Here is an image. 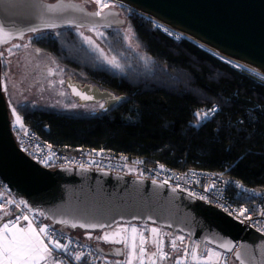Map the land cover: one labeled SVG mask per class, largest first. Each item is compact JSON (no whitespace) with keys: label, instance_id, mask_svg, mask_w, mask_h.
I'll return each instance as SVG.
<instances>
[{"label":"trees","instance_id":"16d2710c","mask_svg":"<svg viewBox=\"0 0 264 264\" xmlns=\"http://www.w3.org/2000/svg\"><path fill=\"white\" fill-rule=\"evenodd\" d=\"M128 25L136 48L121 28L102 29L101 41L119 67L98 58L78 28L35 33L33 48L125 98L108 112L84 116L21 105L16 112L25 125L61 150L102 148L146 165L221 175L264 194V78L135 14ZM151 244L156 239L150 235ZM73 263L69 256L63 264Z\"/></svg>","mask_w":264,"mask_h":264},{"label":"water","instance_id":"95a60500","mask_svg":"<svg viewBox=\"0 0 264 264\" xmlns=\"http://www.w3.org/2000/svg\"><path fill=\"white\" fill-rule=\"evenodd\" d=\"M116 1L186 35L228 62L239 63L243 70L264 75V0ZM96 12L75 0H0V41H4L0 42V180L15 198L75 240H80L73 234L78 230L92 233L119 224L150 225L167 230L171 238L186 237L190 246L198 245L199 254L209 246L232 253L236 264H264V236L241 226L218 207L163 183L118 172L44 168L17 148L2 91L1 48L40 31L122 28L127 23L111 6L99 16ZM65 88L78 105L102 104L94 115L110 111L125 98L72 77L66 79ZM89 245L110 259L124 256L122 246L105 250Z\"/></svg>","mask_w":264,"mask_h":264},{"label":"built area","instance_id":"2783aa9c","mask_svg":"<svg viewBox=\"0 0 264 264\" xmlns=\"http://www.w3.org/2000/svg\"><path fill=\"white\" fill-rule=\"evenodd\" d=\"M204 113H200L201 119H205ZM211 114L212 112H208L206 118L210 117ZM10 128L17 148L44 168L55 169L69 166L102 169L160 182L195 199L222 209L241 226L252 228L264 236V194L259 195L253 191L246 190L237 181L229 180L216 174L174 171L160 164L146 165L142 160L130 161L125 155H117L102 148L93 150L77 148L71 152L61 150L32 132L21 118L19 124L10 122ZM0 194V206H10L16 211L10 221L15 222L17 217L20 219L28 217L27 220L31 221L37 229L39 227H47L48 232L51 234V239L68 246L67 251H56L57 259H60L62 264L68 261L69 256L74 259L73 264H97L98 257L95 254L93 245L91 246L89 242L81 239L75 240L56 227H52L46 219V222L43 223L41 212L32 210L24 201L15 198L11 189L2 183L1 180ZM242 209L246 210L243 215L240 214ZM132 226L135 225L132 224ZM140 232L145 240L143 245L145 249L148 236L143 229H140ZM42 237L49 239L47 235L42 234ZM175 237L180 239L178 245H175V239L169 236L170 244L167 251H164V239L159 237L156 251L160 260L171 261L173 264L235 263L232 253L226 254L216 248L207 246L202 254H199L196 243L190 246L186 237L181 235H176ZM139 249L140 243L138 252L142 256ZM77 254H82L80 260L75 259ZM141 262L139 261L138 264H142Z\"/></svg>","mask_w":264,"mask_h":264},{"label":"rangeland","instance_id":"374dc122","mask_svg":"<svg viewBox=\"0 0 264 264\" xmlns=\"http://www.w3.org/2000/svg\"><path fill=\"white\" fill-rule=\"evenodd\" d=\"M75 1L83 3L91 11H97L94 0ZM120 14L122 17L127 19V24L121 28V31L124 33L125 40L130 46L136 48L135 42L132 38L131 29L128 25L129 14H131V12L123 11ZM76 32L84 44L98 58L112 67L115 65L116 59L108 52L101 41L104 36L102 29L78 28L76 29ZM36 35L37 34L35 33L27 34L23 38L15 39L1 48L2 91L6 99L10 122H16L13 111H15L16 115H18L16 108L25 104H30L34 109L66 112L79 116L92 113L95 110L93 104H76L65 88L66 77H74L76 81L81 83H89V80L59 64V62L51 55L33 48L30 44V39ZM173 37L176 38L175 36ZM85 38H88L91 43H89ZM109 61H113V63H109ZM38 215H40V213H38ZM42 220L46 222L44 216ZM134 227L137 228L135 238L136 248H138L140 243V229H143L144 231L147 230L148 234L151 235V238L154 237V239H156V245H158L159 237H162L165 244L164 251H167L170 244L169 232L167 230L149 225H135ZM124 228L131 229L129 225L119 224L111 230H106L101 233L90 234L83 233L78 230L73 234L78 239L87 241L94 245L101 244L104 247L122 246L124 248V256L121 259H123L127 256L129 249L132 247L129 245V240L131 239V241H133V234L131 233V237L129 238V231L126 233L123 232ZM117 229H120V234L122 236L127 237V247L124 243H108L103 239H97V237H102L105 233L111 234L116 232ZM152 229H156L157 232L154 233ZM174 239V244L178 245V241L180 240L179 237H174ZM151 246L152 244L149 245V248ZM136 248H132L131 250H136ZM147 254L148 257L152 259V254ZM108 260L114 261L113 259L101 256L98 258L97 264H101V262Z\"/></svg>","mask_w":264,"mask_h":264},{"label":"snow or ice","instance_id":"6c2138e0","mask_svg":"<svg viewBox=\"0 0 264 264\" xmlns=\"http://www.w3.org/2000/svg\"><path fill=\"white\" fill-rule=\"evenodd\" d=\"M96 3L100 5L101 8L108 7L107 4H101V0H96ZM94 15H101V12H96ZM53 27L55 25H52ZM35 31V29H33ZM88 40V38H85ZM4 42V41H0ZM91 43L90 40H88ZM109 63H113V61H109ZM115 67H119L118 64L114 65ZM84 99H88L89 97H83ZM103 107V105H101ZM211 112H215L216 109L213 108L210 110ZM13 115L15 117L16 122L20 123V117L16 115L15 111H13ZM199 115V114H198ZM208 113H204L203 116L206 118ZM244 209L241 210V215L244 213ZM19 217H17L15 222L9 221L8 223H4L2 227H0V264H49V258L52 256L55 250H64L67 251V245L60 244L58 241H54L51 239V234L48 232L47 227H39L37 231L36 228L33 227V223L30 221L28 226L19 227ZM23 219L27 220L28 217H23ZM64 223H67L65 221ZM72 227H76L75 224ZM80 227H100L103 228L104 225H80ZM128 228H124L123 232H128ZM155 233L156 229H152ZM131 233L133 244L132 247L135 249V238L137 234V228L131 227ZM42 234L48 236V243L44 242L42 239ZM97 239H103L108 243H124L127 247V237L122 236L120 234V229H117L116 232L113 233H105L102 237H97ZM144 237L140 234V253L144 254ZM52 245V247H49ZM174 246V245H173ZM159 250V248H158ZM119 254V252L117 253ZM82 254H77L75 256L76 260H80Z\"/></svg>","mask_w":264,"mask_h":264},{"label":"crops","instance_id":"0c3cea01","mask_svg":"<svg viewBox=\"0 0 264 264\" xmlns=\"http://www.w3.org/2000/svg\"><path fill=\"white\" fill-rule=\"evenodd\" d=\"M0 198H1V194H0ZM5 209V210H4ZM12 207L10 206H0V227L3 226L4 223H8L11 219V216H12ZM28 223L29 221L28 220H25V219H20L19 223H18V226L19 227H27L28 226ZM45 223V222H43ZM34 228H36L35 226H33ZM129 227H133V226H130ZM37 229V228H36ZM129 230V238L131 237L130 236V228H128ZM39 229H37L38 231ZM147 236H148V239H147V244H146V248H145V252L142 256H140L139 252H138V248H136V250H131L133 247H131V249H129L128 251V254L125 258L123 259H113L114 261L112 260H108V261H103L101 262V264H109V263H115V264H138V262L142 261L141 263L142 264H173L171 261H162L158 258L157 256V251H156V248H157V245L154 246V248L152 249V246L149 248L148 244H149V241H150V235L148 234L147 230L145 231ZM44 239V242L47 244L48 243V239L46 238H43ZM53 240V239H52ZM130 242V246H132L133 244V241H131V239L129 240ZM49 247H52V245H49ZM56 251L55 250L52 254V256L49 258V264H62V262L60 261V259H57V255H56ZM150 253L152 254V259L150 257H148V254L147 253ZM140 257V258H139Z\"/></svg>","mask_w":264,"mask_h":264},{"label":"bare ground","instance_id":"6f19581e","mask_svg":"<svg viewBox=\"0 0 264 264\" xmlns=\"http://www.w3.org/2000/svg\"><path fill=\"white\" fill-rule=\"evenodd\" d=\"M95 1V6H96V10L97 11H100L102 10V8L100 7V5H98L96 3V0ZM101 4H107L108 6H114L122 11H128V12H133V13H136L139 17L143 18L144 20L146 21H149L151 23H153L157 28H159L161 31L171 35V36H175L177 38H180V39H184V40H187L189 42H192L193 44L197 45L198 47L202 48V49H206L205 47H203L201 44L197 43V42H194L192 39H190L189 37H187L186 35L184 34H181V33H178L174 30H172L171 28H169L168 26H165L155 20H152L151 18H149L148 16H145L143 14H140V13H137L136 11H133L132 9H130L128 6L120 3V2H117L116 0H101ZM207 52H209L210 54H212L213 56H215L216 58L222 60V61H225V62H228L227 60H225L222 56H220L219 54H216L214 52H212L211 50H208L206 49ZM230 63V62H228ZM232 64L233 66L237 67V68H240V69H246L245 67H243L242 65H240L239 63L237 62H232L230 63ZM250 73L252 74H256L257 76L261 77V78H264V75H260L258 73H255L254 71H251L249 70Z\"/></svg>","mask_w":264,"mask_h":264},{"label":"flooded vegetation","instance_id":"af4514ba","mask_svg":"<svg viewBox=\"0 0 264 264\" xmlns=\"http://www.w3.org/2000/svg\"><path fill=\"white\" fill-rule=\"evenodd\" d=\"M45 1H47V0H45ZM56 1V0H55ZM48 2H53V1H48ZM111 8H114V9H117L120 13L121 12H123L122 10H120V9H118V8H116V7H113V6H111ZM104 9H102V10H100L99 12H102ZM120 16H121V14H120ZM131 16V14H129V17ZM122 17V16H121ZM125 18V17H124ZM126 19V18H125ZM127 20V19H126ZM70 77V76H69ZM69 77H66L65 78V81H66V79L67 78H69ZM73 78V77H72ZM1 84H2V79H1ZM72 98V97H71ZM73 99V98H72ZM75 102H76V104H78L77 103V101L75 100V99H73ZM94 105V111L93 112H95V111H98V110H100L102 107H101V105L102 104H93Z\"/></svg>","mask_w":264,"mask_h":264}]
</instances>
